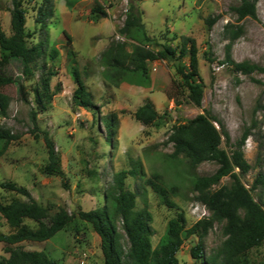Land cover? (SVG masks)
Here are the masks:
<instances>
[{"label": "rangeland", "instance_id": "374dc122", "mask_svg": "<svg viewBox=\"0 0 264 264\" xmlns=\"http://www.w3.org/2000/svg\"><path fill=\"white\" fill-rule=\"evenodd\" d=\"M44 0H25L28 9L27 30L35 33L30 40L42 45L35 77L27 82L32 90L41 84L48 68L52 77V91L58 88L45 112L38 114V131L32 122V109H36L34 94L30 104L23 103L17 86H6L3 91L10 98L8 116H0V125L18 136L0 158V202L28 199L3 187L16 183L29 190L31 196L48 208L55 216L61 210L74 215L72 223L54 238L44 243L25 242L26 250L45 251L58 264H105L101 238L91 223L78 217L79 211H92L107 204L108 194L114 193L115 177L123 170H131L138 163V174L126 179V187L137 196L136 210L147 209L152 214V244L156 249L165 234L168 222L178 212L187 218V228L210 216L207 208L198 201L191 180L195 176L212 175L218 169L214 162H204L191 169L185 162L173 170L167 158L174 148L169 141L174 126L208 112L225 126L231 144L243 135L245 128L252 127V135L243 148L251 165L249 173L242 177L248 188L262 168L264 169V73L238 72L226 62L227 46L232 44L231 57L237 63L264 66V0L256 4L257 17L239 20L234 8L240 0H50L51 15L42 23L37 22L39 9ZM142 11L145 29L151 38L161 44L180 45L181 37L196 40L199 48V69L204 81L202 107L198 108L188 99V92H181L172 83L178 76L175 62L155 61L148 64L151 82L139 79L136 74L121 79L116 86L104 77L105 65L102 54L114 42L125 43L129 52L134 43L119 34L130 5ZM98 8L103 13L94 14ZM12 0H0V24L10 36ZM208 20H214L210 27ZM242 30L238 39L231 37ZM73 38L76 64L67 55L64 32ZM154 48V45H149ZM59 50L56 60L50 58V50ZM186 64L189 58L183 60ZM46 67V69H45ZM81 72L88 92L96 108L86 110L74 101L76 83L73 70ZM6 73L21 76L16 61L6 66ZM154 79V81H153ZM117 80V78L115 79ZM154 91L151 101L160 119L151 126H144L134 119V112ZM169 96L174 99H170ZM115 115V134L109 142L107 120ZM217 127H219L216 124ZM44 132L48 134L61 160L62 176H47L43 169L49 164L48 147ZM37 134V137H35ZM112 142V144H110ZM221 148L231 153L225 139ZM161 175L162 184L177 189L170 192V200L176 205H164L148 181ZM185 177V178H184ZM227 177L215 186L218 189L230 185ZM256 201L264 190L253 192ZM26 223L35 226L32 221ZM122 243L128 248L124 232ZM6 220L0 215V233L11 234ZM225 237L222 225L215 224L204 240L205 257L217 254ZM198 237L187 239L177 254L180 264H204L192 256V248ZM6 245L0 242V264L9 257ZM249 264H264V242L248 254Z\"/></svg>", "mask_w": 264, "mask_h": 264}, {"label": "trees", "instance_id": "16d2710c", "mask_svg": "<svg viewBox=\"0 0 264 264\" xmlns=\"http://www.w3.org/2000/svg\"><path fill=\"white\" fill-rule=\"evenodd\" d=\"M133 1L136 0H130V2ZM257 1L240 0V5L234 8L239 20L256 19ZM49 2L50 0H44L39 9L40 16L37 18V22L42 25L46 17L51 15ZM10 12L12 31L10 36L4 32L0 24V116H8L10 98L3 91L6 86H17L19 98L25 104L31 103L30 95L33 93L37 106L36 109H32L34 132L39 130L38 114L47 111L48 105L59 89L57 88L55 92L52 91L51 80L55 72L51 68L47 69L41 84L36 85L32 90L29 89L26 83L35 77L38 61L43 54V47L30 43L35 33L27 30L28 9L25 6V0H12ZM92 13L101 14L103 12L94 8ZM126 16L119 34L134 42L131 44L132 51H128L125 43L113 42L109 46L102 54L105 80L118 86V81L136 74L139 79L150 84L148 70L150 62H175L178 79L173 80L172 83L177 90L187 91L189 101L201 108L205 85L199 69V48L196 40L182 36L180 45L161 44L148 35L143 23L142 11L135 5H130ZM208 22L211 27L214 20H208ZM241 33L242 30L236 32L231 37V42L238 39ZM64 35L68 47L67 55L73 64H76L73 38L66 31ZM151 44L154 45V48L149 46ZM231 48L232 44H229L226 62L232 65L236 71L246 74L255 71L264 73V66L235 62L231 57ZM58 55L59 50L52 47L50 50L51 60H56ZM186 57L189 58L187 64L183 61ZM12 61H16L20 65V77H13L6 73V66ZM73 78L76 83L74 101L79 107L86 110L95 109L92 96L77 67L73 70ZM116 78L117 80H115ZM168 97L174 99L169 95ZM134 119L144 126H151L160 119V114L154 103L147 99L134 112ZM116 120L115 115L107 120L109 142L115 134ZM253 129L254 125L245 128L242 137L236 143L231 144V137L225 126L208 112H203L186 123L174 126L173 133L169 138L174 150L167 156L173 170H178L179 164L185 162L191 169L197 168L204 162H214L218 169L212 175L195 176L191 180L192 188L198 195V201L207 208L210 216L187 228L185 214L178 212L176 217L168 222L165 234L156 249L152 244L150 225L153 219L152 214L147 209L136 210L137 196L126 187V179L129 176L137 175L141 164L138 163L131 170L119 172L115 177L114 193L108 194L107 204L103 208L78 212V217L91 223L101 238L105 264H180L177 254L185 241L192 236L198 237V243L191 251L192 256L195 259H202L204 264H249L248 254L264 242L262 196L259 198L261 202L256 201L253 196V192L256 190H264V169L260 170L250 188L242 183V177L247 175L252 168L245 157L243 148L247 139L252 135ZM44 135L48 147L49 164L43 169V173L47 176H62L60 157L48 134L44 132ZM17 139L18 136L10 129L0 125V158L5 155L11 143ZM224 139L230 145L231 153L221 148ZM227 177L232 180L230 185L214 189ZM154 178L158 181L149 180V185L158 194L164 205L175 208L176 205L170 200L169 193L174 192L177 188L175 186L170 189L166 188L160 182V174H156ZM3 187L25 196L28 200L14 199L9 203L0 202V215L14 230L13 233L7 235L0 233V242L6 245L5 252L9 254L2 264H58L45 251L26 250L21 245L25 242L44 243L51 240L72 223L75 216L64 210L52 216L48 208L35 200L27 188L16 183H6L3 184ZM26 220L32 221L35 226L27 224ZM119 223L128 241V248L122 243L123 234L119 231ZM216 223L222 225L225 240L217 254L205 257L204 240Z\"/></svg>", "mask_w": 264, "mask_h": 264}, {"label": "crops", "instance_id": "0c3cea01", "mask_svg": "<svg viewBox=\"0 0 264 264\" xmlns=\"http://www.w3.org/2000/svg\"><path fill=\"white\" fill-rule=\"evenodd\" d=\"M153 81H154V79H153ZM153 94H154V91H151V92L147 95V98L151 100Z\"/></svg>", "mask_w": 264, "mask_h": 264}]
</instances>
